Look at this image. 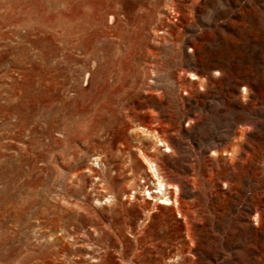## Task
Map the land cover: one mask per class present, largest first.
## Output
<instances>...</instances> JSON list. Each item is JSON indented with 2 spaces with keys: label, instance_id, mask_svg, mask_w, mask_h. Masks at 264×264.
Returning <instances> with one entry per match:
<instances>
[{
  "label": "rangeland",
  "instance_id": "obj_1",
  "mask_svg": "<svg viewBox=\"0 0 264 264\" xmlns=\"http://www.w3.org/2000/svg\"><path fill=\"white\" fill-rule=\"evenodd\" d=\"M0 264H264V0H0Z\"/></svg>",
  "mask_w": 264,
  "mask_h": 264
},
{
  "label": "bare ground",
  "instance_id": "obj_2",
  "mask_svg": "<svg viewBox=\"0 0 264 264\" xmlns=\"http://www.w3.org/2000/svg\"><path fill=\"white\" fill-rule=\"evenodd\" d=\"M41 14V13H40ZM40 16V15H39ZM37 17H35V19H36ZM109 18L111 19L112 18V15H110L109 16ZM44 18L42 19L41 17L39 18V19H37V20H35L37 23H38V25H39V27L41 26V24L44 22ZM28 38V37H27ZM66 38H68L67 36H66ZM70 38V37H69ZM69 40V39H68ZM29 43H31V45L33 46V47H36L37 49H38V51H39V54H40V56L42 57V58H44V54H43V45H42V43H41V41H37V40H35V39H29ZM67 43V42H66ZM63 44V43H62ZM61 46V45H60ZM61 48V47H60ZM65 49V48H64ZM54 50H55V48H54ZM61 51L63 50V48L62 49H60ZM53 51V50H52ZM193 77H195L194 75H193ZM149 164V163H148ZM152 166V165H151ZM151 166H149V171L151 172V175L153 176V178L156 180L155 182H156V186H157V188H161V187H163L162 188V190H161V194H163V196L162 197H164L166 194H167V191H166V183L162 180V178L160 177V175L158 174V172L156 171V168L155 167H151ZM167 187H170V185H167ZM149 190V189H148ZM154 192V188L152 189V193ZM156 192V191H155ZM147 194V193H146ZM161 196V195H160Z\"/></svg>",
  "mask_w": 264,
  "mask_h": 264
}]
</instances>
